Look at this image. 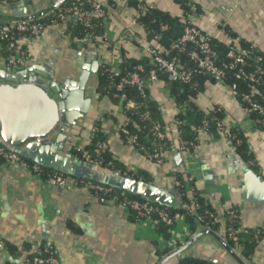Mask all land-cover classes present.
Listing matches in <instances>:
<instances>
[{
	"label": "crops",
	"instance_id": "crops-1",
	"mask_svg": "<svg viewBox=\"0 0 264 264\" xmlns=\"http://www.w3.org/2000/svg\"><path fill=\"white\" fill-rule=\"evenodd\" d=\"M23 1L16 0L8 7L0 8H22ZM25 1L29 13L35 14L47 9L55 0ZM91 1L101 4L106 10L105 31L117 49L87 45L80 50L70 45L72 18L48 29L35 43L22 42L26 58L24 67L19 70L21 72L43 69L62 84L66 79L76 82L83 67L94 71L89 73L84 89L85 97L91 100L89 112L78 126L69 130L63 150L66 152L67 147L79 138L87 139L95 129V123L101 117L105 118L107 120L100 124V131L108 142V153L126 169L141 171L150 183L165 188H174L175 179L181 176L185 181L189 175L193 178L192 187L214 213L223 214L228 209H237L241 228L264 230V201L260 200L255 187L244 190L241 171L246 165L264 179V131L250 128L243 106L228 86L206 81L203 90L187 101L204 115L213 108H219L226 124H239L251 153V163L224 146L220 136L208 132L197 133V145L189 155L182 156L177 150L166 152L162 165L148 161L122 143L113 124L122 122L123 115L115 104L97 99L92 88L98 86L97 73L101 64L111 62L117 53L130 60H138L145 48L154 44L147 39L138 22L140 14L137 7L130 4L135 0ZM136 1L152 5L173 17L182 16L175 0ZM191 1L199 8L194 25L217 45L228 46L231 40L242 41L264 53V0ZM3 67L0 57V68ZM149 95L158 106L162 123L169 124L176 117L178 107L166 83H155ZM201 230L191 233L184 219L176 215L174 230L168 239H164L149 224L129 220L120 207L100 204L84 186L72 190L49 188L28 172L0 164V238L5 245L14 248L13 252L8 248L4 252L16 264H26V257L35 252L42 241L52 245L59 264H160L180 248H184L181 255L201 261L192 257L212 255L219 250L216 240L206 233L186 246ZM213 232L225 241L222 229ZM233 250L244 264H264L263 242L256 245L247 260ZM178 261L176 256H172L164 264H178Z\"/></svg>",
	"mask_w": 264,
	"mask_h": 264
},
{
	"label": "built area",
	"instance_id": "built-area-1",
	"mask_svg": "<svg viewBox=\"0 0 264 264\" xmlns=\"http://www.w3.org/2000/svg\"><path fill=\"white\" fill-rule=\"evenodd\" d=\"M11 2L12 0H0V7H8L11 5ZM81 8L82 4L80 2L71 7H58L50 11L48 16L49 21L45 23L22 21L0 24V57L3 64L10 71L17 72L21 70L25 65L26 58V51L22 47V42L24 40L29 44L37 42L48 29L58 26L59 23L67 18H72L74 21H77L85 30L82 36H73L70 38L69 42L73 47L81 50L87 45H94L95 47H115L117 49L113 41L107 37L105 30L99 33L95 32L100 26V22L107 20V12L101 4L91 1L89 11H84ZM151 8H154V6L149 4L137 7L139 14H143ZM190 14L183 27V32L176 42L171 43L168 47H164L158 42L159 36L151 39L154 45H148L144 50L143 56L138 59V61L147 59L148 65L152 66L151 69L147 70L145 68L146 65L143 64L132 65L129 58L117 53L111 62L101 64L100 66L105 65L104 72L106 74L107 88L102 92H98V86L97 88H92L97 99L108 100L110 103L115 104L123 115L124 120L122 122H115L113 129L127 148L134 151L144 149L138 143V136L128 126L130 125L138 130H145L147 126L150 134L145 133L142 140L153 148V153L147 154L145 152L142 155L148 161L158 165L164 163L165 145H167L169 150H177L182 156L190 154V149L187 147V144L179 138L180 127L186 124L185 120L181 119L180 116H186L190 106L188 101L177 103V115L169 124L161 125L152 118V113L148 108L151 102L149 90L159 81L189 83L193 79L194 73H201L207 74L217 82L224 84L226 72L223 67L229 71H236L237 77L244 80L248 87V92L241 93L240 95V103L247 116L246 122L252 130L264 131V107L255 100V96L260 95L261 87H264V58L251 51V49H242L239 45L240 43L231 40L229 46L232 48L225 56L228 61L227 63H223L221 67L220 58L211 46V37L201 32L194 25V19L198 15L194 6H190ZM164 30H166V26L162 25L161 31ZM3 50H7L10 54L2 56L1 53ZM180 54H183L186 61L190 63L189 65L193 68L192 70L187 67L184 59L180 57ZM249 61H253V68L249 67ZM228 87L236 97L237 86L232 84ZM211 111L214 113V108ZM217 111L221 110L218 108ZM251 113H255L258 118L251 119L249 117ZM224 119V117L218 119L215 117L214 126L222 141L233 148L231 145V140L233 139L231 129L236 128L242 133L243 131L239 124L229 125L224 122ZM106 120L101 117L98 122L101 124ZM138 123L144 124V126L140 127ZM207 128L208 121L203 120L195 130L197 133L207 132ZM95 136L94 129L87 139L79 138L75 144L68 146L66 152L75 159L104 167L102 164L104 163V155L109 149L108 142L106 139L94 142ZM87 147L91 148L88 149ZM0 156L3 160L2 164L4 167H14L28 172L38 180L44 182L49 188L55 187L60 190H72L77 186H84L88 190L89 195L97 198L102 204H107L109 199L107 194L113 189L97 183H77L73 179L56 171L43 172L40 165L30 166L17 153L13 150L6 149L3 145L0 146ZM249 163H251V160ZM185 171L187 172V170ZM115 172L121 175L118 171ZM192 182L193 178L189 175L186 176L184 184L177 179L173 181L174 188L180 190V188L184 187V192L187 195L189 193L190 197H192L189 204L182 203L181 209L185 211H195L198 207L193 199L194 189L191 186ZM110 205H115L113 199ZM115 206L120 207L123 211H133L139 218L138 222L147 223L152 227L157 222L165 224L166 226L175 225V217H172L168 211L151 205L148 202H140L124 197ZM209 219L212 225L217 226V229L223 230L224 238L235 242L233 249L240 253L242 246L236 244V241L241 235L247 232V229L239 226L238 210L228 209L223 214L210 212ZM203 229L210 230L209 228ZM251 230L254 231V238L257 244L259 242L264 243V230L261 228ZM41 244V248L39 247L35 251V253L39 252V254L32 255L31 257L27 256L25 263L59 264L55 252H52V245L47 241H42ZM4 250V242L0 238V264H16L5 255ZM42 254H45V256Z\"/></svg>",
	"mask_w": 264,
	"mask_h": 264
},
{
	"label": "water",
	"instance_id": "water-1",
	"mask_svg": "<svg viewBox=\"0 0 264 264\" xmlns=\"http://www.w3.org/2000/svg\"><path fill=\"white\" fill-rule=\"evenodd\" d=\"M63 2L65 0H55L47 9L35 14L29 13L25 0L22 8H0V24L35 20ZM90 72L94 73L83 67L76 82L66 79L59 84L43 69L13 72L7 70L5 65L0 68V143L8 150L24 144L22 148L13 151L26 160L64 176L107 186L167 209L180 210L183 200L177 188L158 187L121 176L113 170L75 159L63 150L69 130L78 126L79 121L89 112L91 100L85 97L84 89ZM55 127L57 131L51 138L45 139L44 136ZM223 143L235 152L226 142ZM241 171L244 190L255 187L259 191L260 200L264 201V179L246 165ZM205 233L216 240L218 252L192 258L208 264H244L234 250L212 230L198 231L186 246ZM183 249L172 252L160 264L172 256L179 260L190 259L189 256L181 255Z\"/></svg>",
	"mask_w": 264,
	"mask_h": 264
},
{
	"label": "trees",
	"instance_id": "trees-1",
	"mask_svg": "<svg viewBox=\"0 0 264 264\" xmlns=\"http://www.w3.org/2000/svg\"><path fill=\"white\" fill-rule=\"evenodd\" d=\"M16 0H12L11 4L13 2H15ZM179 6L180 9L182 11V16L181 17H173L167 13L161 12L159 10H157L155 7L148 9L145 13L140 14V16L138 17V22L140 23V25H142L144 27L145 33H146V37L148 40H151L152 38H154L155 36H159V44L164 46V47H168L171 43L176 42L182 32H183V27L185 26L188 17L191 15L190 14V6H194L196 8V13H199V8L197 7L196 4H194L191 0H175ZM79 2L82 4V8L84 11H89L90 7H91V0H79ZM78 0H65V2L59 4L58 6H56V8L58 7H71L72 5L78 4L79 3ZM130 4H133L135 7L138 6H146L147 4L144 2H138V1H130ZM55 8V9H56ZM54 10V9H53ZM50 12H48L47 14L35 19V20H31L32 22H48L49 21V16ZM106 21H102L100 22V26L95 30V32H101L102 30H106ZM95 24H97L95 22ZM164 25L166 26V30L161 31V26ZM70 31H71V35L73 36H77L80 37L85 33V30L83 28V26L78 23L77 21H74L71 23L70 26ZM226 29V28H225ZM211 42V46L214 48V50L217 52L219 58H220V66H223V63H227V59H226V53L232 48L231 46H221V45H217L214 40L211 38L210 39ZM240 47L242 49H246L249 50L251 49V51H253L256 54L261 55L264 58V53L256 50L255 48H252L251 46H249L246 43H243L242 41L240 42ZM10 52H7V50H3L1 55L2 56H7L9 55ZM180 57L184 59L185 64L187 65V67H189V69H193L189 64L188 61H186V59L183 57V54H180ZM130 63L132 65H136V64H143L146 65V69H151L152 66L148 65V60L147 59H141V60H130ZM249 67L253 68V61H249ZM104 67L105 65H103L102 67H100L98 73H97V78H98V92H102L104 91V89L107 88V82H106V74L104 72ZM122 67V66H121ZM225 69L226 72V76L224 79V85L226 86H230L232 84H235L237 86V92H236V99L238 100V102H240V95L241 93H246L248 92V87L247 84L244 80L240 79L237 77L236 75V71H229L228 69H226L225 67H223ZM206 81H216L213 78H211L209 75L207 74H197L194 73L193 79L191 80V82L189 83H180V82H165L167 85V89L169 90L170 94L174 97L175 101L177 103H182L183 101H187V99L189 97L195 96L198 93H200L203 90V86L204 83ZM255 100L256 102H258L259 104H261L264 107V87H261V92L259 96H255ZM189 109L188 112L186 114V116H180L181 119L185 120L186 124L180 127V140H182L183 142H185L187 144V147L190 149V152L194 150L195 146L197 145V132L195 130V128H198V126L201 124V122L203 120H207L208 121V128H207V132L210 134H213L215 136H220L217 132V130L215 129L214 126V118L216 117L218 118H223L224 114L222 113V111H217L218 108H214V113L213 111L209 112L208 114L204 115L202 113H200L196 107H194V105L192 103H189ZM149 110L152 113V118L157 121L159 124L163 125L160 117H159V111H158V106L153 103L152 101L149 103L148 106ZM216 110V111H215ZM249 117L251 119H255L258 118L257 115L255 113H251L249 115ZM138 125H140V127L144 126V124H140L138 123ZM95 128V134L96 136L94 137V142L99 141V140H104V136L103 133L100 131V123H95L94 125ZM128 128L135 133L138 136V143L140 146H143L144 149L140 150L137 149L136 152H138L139 154H145V152L147 154H152L153 153V148H151L150 146H148L147 143H145L142 140V137L144 136L145 133L150 134L147 126L145 130H138L135 129L132 126H128ZM57 127L54 128V130H52L51 132H49L45 137V139H49L51 138V136L53 135V133L55 131H57ZM232 135H233V139L231 140V145L233 146L234 150L246 161L249 162L252 157H251V153L250 150L247 146L246 143V139L243 136V133L236 129V128H232L231 129ZM0 146H2L0 144ZM24 146L23 145H19V146H14L13 150L15 149H20ZM88 149H90L91 147H87ZM139 148V147H138ZM165 152H169V148L167 147V145H165ZM20 158L26 162L27 164H29L30 166L36 165V163L31 162L29 160H26L24 158H22L20 156ZM3 163V160L0 156V164ZM104 167L110 169V170H115L118 171L121 175H124L126 177H131L137 180H142L144 182L150 183V179L141 171H135V170H128L126 169L123 165H121L118 161L112 159L111 155L107 152L104 155V163L102 164ZM40 168L42 169L43 172L46 171H53L52 169H48L45 168L43 166H40ZM67 177V176H66ZM70 179H73L75 182L79 183V182H84V183H89V184H95L93 182H89V181H83L74 177H71ZM177 180H180L182 182V184H184V180L181 178V176H179L177 178ZM192 186V183H191ZM107 187V186H104ZM194 189V187H192ZM184 187L180 188V192L182 194V200L184 204H189L191 202V198L190 196H188L185 192H184ZM108 202L107 204H102V205H110L111 200L113 199V203L115 205L119 204L121 202V200L124 197H127L128 199H132V200H136V201H140V202H146L145 200L136 197V196H132L130 194H127L125 192L116 190V189H112L108 194H107ZM193 199L195 201V204L198 206L195 211L190 210V211H185L183 209L180 210H173V209H167L165 207H161L157 204H151L154 206H158L161 209H164L166 211H168L172 217H175L176 215H180L185 223L188 225L189 227V231L191 233L195 232L197 229L201 228H209L210 230H217V226L216 225H212L211 224V220L209 219V213L210 212H214L207 203H205V201L201 198V196H199V193H197V191L194 189V194H193ZM125 215L126 217L134 222H138L139 218L136 216V214L131 211V210H125ZM199 219V220H198ZM140 223V222H138ZM156 232L161 235L164 239H168L171 232L174 230L175 225L173 226H166L165 224H162L160 222L155 223L154 225ZM225 242L228 244V246H230L231 248H234L235 246V242L232 240H228L226 238ZM236 244H239L240 246H242V250L240 251V256L243 257V259L247 260L250 259L254 248L257 245V241L254 238V231L251 229H248L247 232L243 235H241L238 240L236 241ZM42 245V244H41ZM4 248H8L10 252L14 251V248L9 246L8 244H4ZM41 248V246H40ZM42 250V249H41ZM40 250V251H41ZM52 252H54V249H52ZM39 254L33 252L32 254H30L28 257H31L32 255H36ZM43 256H45V254H42ZM8 264V263H6ZM178 264H208L206 262L203 261H198L195 259H185V260H179Z\"/></svg>",
	"mask_w": 264,
	"mask_h": 264
},
{
	"label": "rangeland",
	"instance_id": "rangeland-1",
	"mask_svg": "<svg viewBox=\"0 0 264 264\" xmlns=\"http://www.w3.org/2000/svg\"><path fill=\"white\" fill-rule=\"evenodd\" d=\"M187 225V224H186Z\"/></svg>",
	"mask_w": 264,
	"mask_h": 264
}]
</instances>
